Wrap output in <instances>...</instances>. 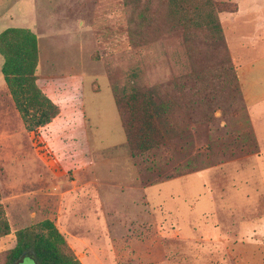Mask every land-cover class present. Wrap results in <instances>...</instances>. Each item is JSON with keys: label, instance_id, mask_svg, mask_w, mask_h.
I'll return each instance as SVG.
<instances>
[{"label": "rangeland", "instance_id": "obj_1", "mask_svg": "<svg viewBox=\"0 0 264 264\" xmlns=\"http://www.w3.org/2000/svg\"><path fill=\"white\" fill-rule=\"evenodd\" d=\"M211 1L233 7L210 13L240 96L185 12L205 0H0V31L36 35V82L59 107L27 129L0 72V264L44 219L81 264H264V0ZM196 68L221 77L206 87ZM133 91L176 130L135 155L115 105Z\"/></svg>", "mask_w": 264, "mask_h": 264}, {"label": "trees", "instance_id": "obj_2", "mask_svg": "<svg viewBox=\"0 0 264 264\" xmlns=\"http://www.w3.org/2000/svg\"><path fill=\"white\" fill-rule=\"evenodd\" d=\"M206 11L197 10V5L187 7L191 13L190 21L204 18L205 21L194 23L196 27L210 33L215 40L214 47L224 57L223 70L226 73L225 83L238 90V82L231 61L228 57L220 22L214 11H233L225 3L205 0ZM194 2V1H193ZM211 3V6L210 4ZM0 55L3 58L0 72L8 88L15 107L21 113L27 129L45 125L59 113V107L45 95L36 82L38 63V45L36 35L26 27L9 26L0 31ZM193 63V61H192ZM193 67L196 64L193 63ZM195 78L200 84L214 83L217 77L208 78L202 70L195 69ZM240 98V97H239ZM151 94L133 91L126 97L116 98L115 105L120 113L122 128L127 146L132 155L147 151L176 133L174 124L167 122L162 107ZM1 199V195H0ZM10 232L9 222L0 202V237ZM16 243L4 251L2 264H81L67 244L63 234L50 219H44L35 228H22L15 231Z\"/></svg>", "mask_w": 264, "mask_h": 264}, {"label": "crops", "instance_id": "obj_3", "mask_svg": "<svg viewBox=\"0 0 264 264\" xmlns=\"http://www.w3.org/2000/svg\"><path fill=\"white\" fill-rule=\"evenodd\" d=\"M9 26H11V25H9ZM9 26L7 25L6 27H9ZM13 26H16V25H13ZM6 27H5V28H6ZM5 28H4V29H5Z\"/></svg>", "mask_w": 264, "mask_h": 264}]
</instances>
